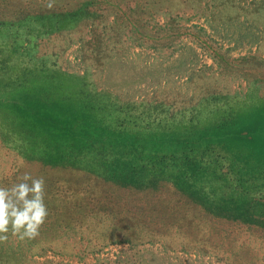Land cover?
<instances>
[{
    "label": "rangeland",
    "instance_id": "rangeland-1",
    "mask_svg": "<svg viewBox=\"0 0 264 264\" xmlns=\"http://www.w3.org/2000/svg\"><path fill=\"white\" fill-rule=\"evenodd\" d=\"M24 173L49 214L0 264H264V0H0V186Z\"/></svg>",
    "mask_w": 264,
    "mask_h": 264
},
{
    "label": "clouds",
    "instance_id": "clouds-1",
    "mask_svg": "<svg viewBox=\"0 0 264 264\" xmlns=\"http://www.w3.org/2000/svg\"><path fill=\"white\" fill-rule=\"evenodd\" d=\"M11 187L0 186V241L11 232L18 239H34L48 217L45 180L30 173Z\"/></svg>",
    "mask_w": 264,
    "mask_h": 264
},
{
    "label": "trees",
    "instance_id": "trees-1",
    "mask_svg": "<svg viewBox=\"0 0 264 264\" xmlns=\"http://www.w3.org/2000/svg\"><path fill=\"white\" fill-rule=\"evenodd\" d=\"M34 89H35L34 86L26 89V92L29 95L28 97L35 98L36 100L38 99V97L40 95H44L45 99H47V97H50L49 94H47V92H43L42 90L38 91V90H36V89L34 90ZM58 89L61 91V94L60 95H54L55 101H50L49 105L52 107L53 103H57V105H59V106L61 105V107H65L69 101L76 103L79 106V109H81V111L77 112V113L80 116L82 115V117L80 118L81 120L79 119L82 124H85V122H83L84 121L83 119H85L84 116L91 117V116H93V112L96 113V110H98L94 107V105H96V100L94 98L95 95H93L94 94L93 92H89L88 94H86L85 97L82 96V93L67 97L64 94V91L60 87H58ZM41 92L43 94H41ZM83 110H84V112H83ZM79 134H80L79 135L80 137H78V138L84 140V138H82V136L85 134H82V133H79ZM86 138H88V136Z\"/></svg>",
    "mask_w": 264,
    "mask_h": 264
}]
</instances>
